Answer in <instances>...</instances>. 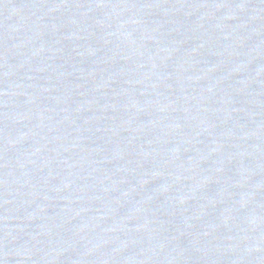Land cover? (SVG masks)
<instances>
[{
  "label": "water",
  "instance_id": "1",
  "mask_svg": "<svg viewBox=\"0 0 264 264\" xmlns=\"http://www.w3.org/2000/svg\"><path fill=\"white\" fill-rule=\"evenodd\" d=\"M0 264H264V0H0Z\"/></svg>",
  "mask_w": 264,
  "mask_h": 264
}]
</instances>
